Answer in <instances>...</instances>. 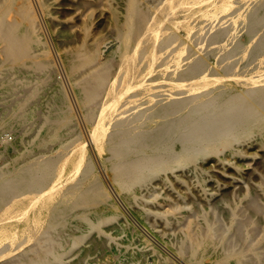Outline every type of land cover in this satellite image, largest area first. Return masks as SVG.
<instances>
[{"label": "bare ground", "instance_id": "bare-ground-1", "mask_svg": "<svg viewBox=\"0 0 264 264\" xmlns=\"http://www.w3.org/2000/svg\"><path fill=\"white\" fill-rule=\"evenodd\" d=\"M125 1L122 12L112 11V41L92 35L86 25L81 43L59 56L86 122L97 114L89 136L96 163L141 222L154 219L162 225L154 234L182 264H264V176L244 189L237 203L223 199L228 223L221 231L214 216L197 207L184 173L190 166L203 173L196 164L203 158L221 162L226 153L243 157L234 145L254 137L264 150V0H165L151 9L140 0ZM35 3L63 39L58 30L64 22L56 19L55 0ZM71 8L80 14L90 7L82 3ZM35 15L30 0H0V60L7 65L0 66V73L13 64L15 72L37 73L40 90L50 85L54 68L45 56L38 60L27 51L45 49ZM14 88L3 85L6 91ZM39 90H31L0 119V126L14 128L30 119ZM62 95L55 91L56 106L42 131L0 171V256L12 249L19 251L16 264L60 263L87 235H102L112 225L110 230L121 231L128 242L135 237L158 258L155 249L130 231L85 142L61 128L71 123L61 116L67 109ZM50 139L59 140L53 154H36ZM258 156L256 151L251 158ZM236 171L231 185L242 183V169ZM40 202L38 222L7 236L6 210L12 206L19 212L13 217L17 220L28 203ZM257 230L260 236L251 243ZM60 231L68 233L69 243ZM225 231H235L245 250L233 251ZM27 242L35 245L25 247ZM40 244L44 247L35 249Z\"/></svg>", "mask_w": 264, "mask_h": 264}, {"label": "rangeland", "instance_id": "rangeland-1", "mask_svg": "<svg viewBox=\"0 0 264 264\" xmlns=\"http://www.w3.org/2000/svg\"><path fill=\"white\" fill-rule=\"evenodd\" d=\"M140 1L144 7L151 9L157 7L165 0ZM30 2L34 13H36L35 17L37 16L38 23L36 30L45 49L42 50L36 46H27V51H31V54L36 56L38 60L43 59L42 57H39V55L45 56L48 61H51L54 69L50 85L46 88L42 87L40 90L39 87L36 86L40 77L37 73H30L27 71L15 72L13 70V68H16L15 64H13L6 72L2 74L0 73V119L7 115L10 110H13L19 102L23 101L30 94L31 90L36 89L40 91L36 100L32 102L33 115L30 119L21 121L19 125L14 128L0 126V171H3L14 157L22 154L25 147L42 131L45 120L51 115L54 106H56V96H54L55 91H61L67 105V109L61 114V116L66 119H71V123L69 122L67 124L66 122L61 128L68 129V137L75 138L78 136L83 143L85 142L84 144H86L89 157L93 161L97 175L100 177L110 196L112 195L111 199L113 203L125 217L130 231L135 236L142 238L147 242L150 248L152 247L158 252L157 258L152 255L149 248L143 247L138 239L134 237L128 242L121 231L110 230L112 225H108L104 228V234L101 235L96 232L90 233L79 245L71 248L66 253L62 262L50 264H110L112 262H117L118 264H158L159 262H165L167 264H182L154 234V232L162 229V225L154 219H148L141 222V219L137 218L134 213L125 206L108 185L98 162L96 163L97 160H95L96 158L91 150L92 146L89 147V145H91L89 142V136L91 129L97 124V114L93 116L90 123L86 122L81 113L82 105L75 98L69 77L65 73L60 62L59 56L62 50L77 47L81 43L82 31L86 25H88L89 31L92 35H101L107 40V42L112 41L114 33L108 30V27L112 23L113 12H122L126 7V1L110 0V5H106L104 0H55V7L58 9L57 14L55 15L56 19L64 22L63 27L58 30V32L62 33L61 35L63 39L57 37V34H54L56 29L46 22L40 14L35 0H30ZM82 3L90 8H83L80 14L74 13L71 5H80ZM34 6L38 10L35 9ZM36 10L37 12H35ZM85 12L89 14L84 16ZM39 18L42 20L40 21ZM40 22H42V24ZM241 39L243 40L244 37ZM114 44V42L111 43V45ZM108 49H111V47ZM1 61L2 63H0V66L5 68L7 66L5 65L6 61H3L2 57L0 62ZM92 64L93 63L89 64L84 69L90 68ZM5 83H11L15 88L10 91L3 90V85ZM51 93H53V95ZM58 142L59 140L50 139L45 147L36 150V154L43 152L46 155H52ZM5 145L9 148L7 152H4ZM234 146L235 149L240 150V152L243 153V157H234L226 153L221 157V162H215L212 158L207 157L200 159L196 163L203 167V173L197 174L195 171L192 172L191 166L184 171L185 177L188 179L187 181L192 188L193 199H195L197 207L208 210L209 213L214 216L213 222L215 226L220 230L222 229L221 231L226 229L228 223L226 208L223 206V199L228 196L232 198L233 203H237L244 189L248 188L250 184L255 183L259 176H264V150L259 148L256 137L248 143L235 144ZM256 151H259L260 156L252 159V153H255ZM33 157V154L29 156V158ZM97 166L99 168H97ZM236 167L242 169V172L240 173L242 179L241 185H231L230 182L231 178L237 177ZM210 168H214L213 171ZM146 196L152 198V193H148ZM165 196H167V194ZM41 204L42 203L40 202L31 206V204L28 203L24 209V215L17 220L13 217L20 213L12 211V206L9 207L5 212L6 215L3 216H8L4 221L7 224V228L5 229V233L8 234L7 236H14L15 233H22L27 227L38 222V215L41 214ZM226 207L228 206L226 205ZM10 220L12 221L10 222ZM244 228H246V226ZM60 232V238L63 242L69 243L70 239L68 233L65 231ZM172 232H175L173 227L171 228V233ZM225 233L233 251L240 253L245 250L244 244L238 240L235 231H225ZM259 236L260 233L259 230H257L251 234L249 241L252 243L258 240ZM168 242L173 243V240L168 238ZM34 245V242H27L25 247ZM38 247L41 249L44 245H37L35 246V249ZM18 254L19 251L7 249V251L0 256V264H16V257Z\"/></svg>", "mask_w": 264, "mask_h": 264}]
</instances>
